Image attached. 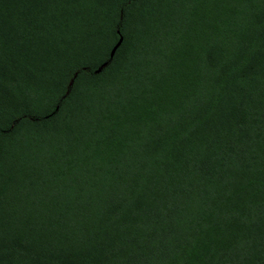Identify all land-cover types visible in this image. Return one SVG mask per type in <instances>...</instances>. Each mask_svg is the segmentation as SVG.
Masks as SVG:
<instances>
[{"label": "trees", "instance_id": "trees-1", "mask_svg": "<svg viewBox=\"0 0 264 264\" xmlns=\"http://www.w3.org/2000/svg\"><path fill=\"white\" fill-rule=\"evenodd\" d=\"M0 264H264V0H0Z\"/></svg>", "mask_w": 264, "mask_h": 264}, {"label": "water", "instance_id": "water-1", "mask_svg": "<svg viewBox=\"0 0 264 264\" xmlns=\"http://www.w3.org/2000/svg\"><path fill=\"white\" fill-rule=\"evenodd\" d=\"M122 41V36H119V38L117 39V41L114 43V45L112 46L111 50H110V53H109V58L106 59L105 61H103L99 66L98 68L96 69V72H99L105 65L108 64V62L110 61V59L113 57L114 53H115V50L117 49V47L120 45ZM58 106H56L54 108V110L49 113L47 116L49 115H52L56 110H57Z\"/></svg>", "mask_w": 264, "mask_h": 264}]
</instances>
